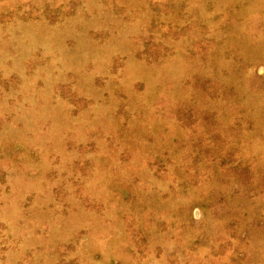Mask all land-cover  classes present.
<instances>
[{
    "label": "rangeland",
    "instance_id": "374dc122",
    "mask_svg": "<svg viewBox=\"0 0 264 264\" xmlns=\"http://www.w3.org/2000/svg\"><path fill=\"white\" fill-rule=\"evenodd\" d=\"M0 264H264V0H0Z\"/></svg>",
    "mask_w": 264,
    "mask_h": 264
}]
</instances>
